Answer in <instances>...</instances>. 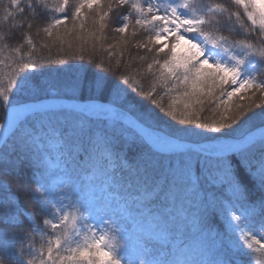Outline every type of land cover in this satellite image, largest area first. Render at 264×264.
I'll list each match as a JSON object with an SVG mask.
<instances>
[{"label": "snow or ice", "instance_id": "6c2138e0", "mask_svg": "<svg viewBox=\"0 0 264 264\" xmlns=\"http://www.w3.org/2000/svg\"><path fill=\"white\" fill-rule=\"evenodd\" d=\"M230 4L235 11L216 4L208 16L227 14L230 31L238 24L241 32H257L264 43V4ZM68 5L69 0L57 4L55 11L61 15L42 27L62 51L65 44L72 49L73 41L80 42L81 50L89 42L93 50L103 49L105 18L110 12L120 15L128 5L131 20L123 16L126 22L114 31L123 43L132 21L140 28L150 27L148 40L136 47L155 52L147 65L153 86L145 92L128 75L117 76L91 58L89 65L50 61L64 65L60 68L17 61L23 75L19 80L8 77V87L0 88L7 102V131L16 138L18 153L16 158L0 157L3 251L13 238L9 227L28 220L35 224V217L49 214V188L60 182L83 193L77 211L82 209L88 233L94 220L127 225L120 229L122 236L135 235L141 255L148 257L140 264H239L236 257L246 255L243 245L264 255V80L242 79L241 59L232 57L235 63L229 65L206 56L205 46L228 52V38L212 34L205 27L207 17L182 14L180 9L189 8L187 0L162 14L151 3L136 0H105L103 6L102 0H77L72 9ZM0 7V25L19 30L24 39L25 30L40 29L38 10L46 7V0H8L6 5L0 0ZM89 18L91 26L86 24ZM26 39L35 47L30 36ZM182 42L190 48L178 54ZM234 43L252 48L247 38ZM15 51L19 54L20 48ZM260 55L264 57V51ZM119 67L117 60L116 70ZM130 84L129 90L125 86ZM157 84L163 95L154 96ZM133 93H142L155 107L141 110L143 101ZM25 163L35 169L30 185L14 175ZM57 211L58 219L52 212V219L44 220L53 232L70 220L63 209ZM212 217L223 221L224 233L211 226ZM71 222L75 228V215ZM238 232L243 245L226 246L225 239ZM77 235L82 241L67 235L49 239L40 252V264H120L108 236ZM0 264H5L4 256ZM27 264H36L35 258Z\"/></svg>", "mask_w": 264, "mask_h": 264}, {"label": "trees", "instance_id": "16d2710c", "mask_svg": "<svg viewBox=\"0 0 264 264\" xmlns=\"http://www.w3.org/2000/svg\"><path fill=\"white\" fill-rule=\"evenodd\" d=\"M62 0H46V7H41L38 11L41 13V27H33V29L28 32L25 30V38H21V32L19 30L10 31L7 24L0 25V88L8 87V77L19 80L23 73L19 72L17 61H33L37 65L44 68H60L64 65H56L50 63L57 59H64L66 64H84L89 65L90 58L96 60L97 62H103L104 68L106 70L111 69L115 71L117 76L128 75L131 77L137 86L142 89L149 90L153 86L154 77L148 72L147 65L152 62V58L155 52H148L147 49L137 48L136 45L146 42L149 38L150 27L140 28L134 25V21L130 23V27L127 33L124 35V42L119 43L121 34L116 33L114 29L120 26L122 23L126 22L123 16H129L131 20L130 13L133 10L128 6L124 5L121 9L120 15H114L113 12L109 13L106 17L107 27L105 28L106 39L103 41L104 48L101 49L99 46L95 50L92 48L91 42L84 46L81 50V45L79 41H73V48L69 49L67 44L63 45V51L61 46L58 44H53L54 38H49L42 31V27L45 22H50L55 16L61 15V13L55 11L57 4L61 3ZM77 0H69V9H72ZM105 0H102V6ZM136 2L141 4L151 3L153 7H158L160 13L162 14L165 9H170L171 6H176L179 3H183L184 0H136ZM189 3V8L180 9L182 14H186L194 17H207L208 23L205 27L216 36H225L228 38L227 44L228 52H224L223 48L213 49L211 47L205 46L206 56L210 58L212 62L217 60L233 65L235 61L232 57L243 60V64L239 66L240 74L242 79L254 78L257 82L264 80V57L260 55L264 51V43H261V39L258 38L257 32H248L246 28L243 32L239 30V25L237 24L231 31L229 29L232 26L229 24L227 19V14L224 17H211L208 16L209 9L211 6L216 4L224 5L225 7L232 8L235 11V6L230 4V0H187ZM8 0H4L6 5ZM260 3L264 4V0H260ZM264 10V9H262ZM89 10H85L87 13ZM113 11H115V5H113ZM3 14V8L0 7V15ZM83 15V14H82ZM246 21V18H245ZM91 18L86 20V24L91 26ZM71 27V24L68 25ZM250 27V24H249ZM135 31V35H133ZM187 36V34H185ZM30 36L33 40L35 47L29 46L27 44L26 37ZM247 38V43L252 45L250 50L242 48L238 43L241 40ZM49 47H44L45 44ZM117 45L115 49H112V45ZM19 47L20 52L17 54L15 48ZM190 45L181 43V46L177 49L178 54H183L188 51ZM108 49L110 51H105ZM121 49H123V54L121 55ZM167 51V49H165ZM195 51V49H193ZM83 56L84 59L80 60L79 56ZM143 56L144 59L141 60L140 57ZM120 60V67L116 70V61ZM209 67V65H205ZM35 69H30L29 71H34ZM99 70V69H96ZM155 71V68L153 69ZM112 74L111 72L109 73ZM133 85H127L125 87L131 89ZM14 91V89H13ZM163 95V90L160 88L159 84L156 85V93ZM251 90L245 92L244 95H250ZM136 100H141L143 103L138 105L141 110L144 107L154 108L155 105L147 100L142 93L132 94ZM260 94L257 93V96ZM9 98L11 99V93H9ZM257 102H260L259 100ZM164 103H167V98H165ZM159 111V109H156ZM261 109L256 108L254 111L259 112ZM7 102L3 101V97H0V127L3 125L6 119ZM162 115V113H161ZM17 147L16 138L13 135L8 139V141L0 149V157L11 154L12 158H16L18 153L14 151ZM54 159V157H53ZM35 174V169H33L29 164L25 163L18 173H14L17 179L24 184H32V178ZM55 179V177H53ZM50 185L52 181H49ZM34 186V185H33ZM49 194L51 197V205L49 206V214L47 216L41 215L35 217V224L32 220H28L27 223L12 225L8 228V232L12 235V240L8 242V247L6 251H3L4 242L0 240V256L5 257V264H27L29 259L35 258L36 264H40V252L42 247L47 244L49 239H53L55 236L59 235L62 238L67 235V237L72 241L81 240L82 237L77 235V233H87L90 238L92 233L98 238L101 233L109 237V240L115 245V255L120 258V264H140V260H147V256L141 255V250L137 246V240L135 235L129 233L127 237H123L120 229L126 228L127 225L124 222L116 221L115 223H102L98 221H92L91 233L84 227L86 221L83 219L81 212L77 211L80 203L82 202L83 193L79 192L77 186L69 183L65 186L64 183L56 182L49 188ZM57 209H63L64 214L69 215L70 220L66 226H62L55 232L50 228L49 225L44 223V220L52 219L51 213L56 212V218H59L60 212ZM75 215L77 217V222L75 228H73L71 222V216ZM211 226L220 233L226 231V226L219 217H212L210 220ZM35 227V231L33 228ZM240 233H236L234 237L226 238L225 245L232 247V245L239 243L243 245V241L239 239ZM259 238V237H257ZM23 249L24 255H20V251ZM234 250V249H233ZM45 259H46V248ZM63 251V248H61ZM243 251L246 255L241 254L236 257L239 264H261L264 262V255L261 253L253 252L248 249L246 245H243ZM235 264V261H234Z\"/></svg>", "mask_w": 264, "mask_h": 264}, {"label": "water", "instance_id": "95a60500", "mask_svg": "<svg viewBox=\"0 0 264 264\" xmlns=\"http://www.w3.org/2000/svg\"><path fill=\"white\" fill-rule=\"evenodd\" d=\"M7 124H8V119H7ZM10 133L11 132H9V133H2L1 135H0V147H1V145L4 143V141L8 138V136L10 135Z\"/></svg>", "mask_w": 264, "mask_h": 264}, {"label": "bare ground", "instance_id": "6f19581e", "mask_svg": "<svg viewBox=\"0 0 264 264\" xmlns=\"http://www.w3.org/2000/svg\"><path fill=\"white\" fill-rule=\"evenodd\" d=\"M3 132H4V133H9V131H7V125L5 126V129L1 132V134H2Z\"/></svg>", "mask_w": 264, "mask_h": 264}, {"label": "rangeland", "instance_id": "374dc122", "mask_svg": "<svg viewBox=\"0 0 264 264\" xmlns=\"http://www.w3.org/2000/svg\"><path fill=\"white\" fill-rule=\"evenodd\" d=\"M4 127H5V124L0 128V132H1V130H2Z\"/></svg>", "mask_w": 264, "mask_h": 264}]
</instances>
